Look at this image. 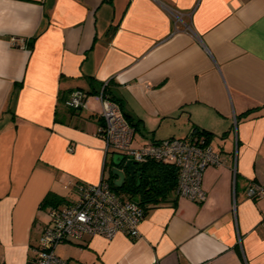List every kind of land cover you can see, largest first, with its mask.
<instances>
[{
    "label": "crops",
    "instance_id": "crops-1",
    "mask_svg": "<svg viewBox=\"0 0 264 264\" xmlns=\"http://www.w3.org/2000/svg\"><path fill=\"white\" fill-rule=\"evenodd\" d=\"M101 82L135 123L133 147L202 131L225 162L206 170L203 203L173 194L148 206L139 239L64 243L59 258L264 264V199L246 195L264 185V0H0V260L35 259L49 194L67 206L74 184L111 176L101 103L65 105Z\"/></svg>",
    "mask_w": 264,
    "mask_h": 264
},
{
    "label": "built area",
    "instance_id": "built-area-1",
    "mask_svg": "<svg viewBox=\"0 0 264 264\" xmlns=\"http://www.w3.org/2000/svg\"><path fill=\"white\" fill-rule=\"evenodd\" d=\"M17 41L12 39V44L16 45ZM106 86L107 83L103 84L101 93L95 96L102 108L98 136L105 143L106 158L112 159L118 154L124 158V165L129 160L139 166L152 160L173 164L179 170L177 196L203 203L207 197L203 176L208 168L222 166L225 157L216 152L206 136L201 134L133 147L134 127L125 117L122 106L104 95ZM89 98L86 91L77 89L65 100V105L75 112L84 111L88 108ZM108 174L105 173L97 184H74L79 198L76 202L50 207V222L41 235L37 256L31 264H68L57 254V248L64 243L82 242L95 236L111 240L119 233L133 239L141 237L140 227L147 214L146 208L124 194L116 193ZM246 191L250 200L264 199V185L252 182ZM0 264L5 263L0 260Z\"/></svg>",
    "mask_w": 264,
    "mask_h": 264
},
{
    "label": "trees",
    "instance_id": "trees-1",
    "mask_svg": "<svg viewBox=\"0 0 264 264\" xmlns=\"http://www.w3.org/2000/svg\"><path fill=\"white\" fill-rule=\"evenodd\" d=\"M107 82H101L96 84L92 90L88 93L90 96H97L102 91V86ZM104 95L109 97L111 100L117 101L120 105V101L115 99L112 91H111V83H107V86L104 90ZM122 106V105H121ZM123 108V107H122ZM123 110V109H122ZM126 115V113H125ZM127 119L129 123L135 127V123H133L132 119L128 116ZM102 119V118H101ZM198 135L206 136L207 140L211 141V136L208 132H197ZM193 136L189 137L192 138ZM157 143V142H156ZM138 172L141 173V177L139 178H131L126 180L125 186L123 188H118L115 186L114 180L115 177L111 174L110 182L112 185V189L117 193H122L127 197H130L131 200H136L140 206L145 207L148 210V206H154L159 204H166L171 197L176 194V190L178 187V177H179V170L178 168L170 163H160L157 161L152 160L147 164L141 165L138 168ZM109 175V174H108ZM139 180V183H138ZM64 199L61 197L51 193L49 194L43 202L45 206H57L59 204L64 203Z\"/></svg>",
    "mask_w": 264,
    "mask_h": 264
},
{
    "label": "water",
    "instance_id": "water-1",
    "mask_svg": "<svg viewBox=\"0 0 264 264\" xmlns=\"http://www.w3.org/2000/svg\"><path fill=\"white\" fill-rule=\"evenodd\" d=\"M112 160H113V168L110 173L115 177L113 184H115L116 187L123 188L125 186L126 180L129 179L128 177L131 178L141 177V173L138 172L137 165L132 161L129 160L124 165L123 157L119 155L114 156ZM124 167L125 169L129 170L128 175L125 174Z\"/></svg>",
    "mask_w": 264,
    "mask_h": 264
},
{
    "label": "rangeland",
    "instance_id": "rangeland-1",
    "mask_svg": "<svg viewBox=\"0 0 264 264\" xmlns=\"http://www.w3.org/2000/svg\"><path fill=\"white\" fill-rule=\"evenodd\" d=\"M137 140H138V139H137ZM108 161H109V165L111 166V164H112L111 160L109 159ZM70 196H71V199L76 200V201L78 200V197H77L78 195H77L76 193H72ZM127 198L129 199L130 197H127ZM69 199H70V198H69ZM129 200H130V199H129ZM136 200H139V198H136ZM136 200H135V201H136Z\"/></svg>",
    "mask_w": 264,
    "mask_h": 264
},
{
    "label": "bare ground",
    "instance_id": "bare-ground-1",
    "mask_svg": "<svg viewBox=\"0 0 264 264\" xmlns=\"http://www.w3.org/2000/svg\"><path fill=\"white\" fill-rule=\"evenodd\" d=\"M124 114H125V112H124ZM125 117H127L126 115H125ZM102 118V117H101ZM116 155H118V154H116ZM120 156V155H119ZM114 157V156H113ZM123 160H124V158H123ZM133 163H135V162H133ZM137 166H139L137 163H135ZM125 170H126V172H125ZM124 172H125V174L126 175H128V173H129V170L128 169H125V167H124Z\"/></svg>",
    "mask_w": 264,
    "mask_h": 264
},
{
    "label": "flooded vegetation",
    "instance_id": "flooded-vegetation-1",
    "mask_svg": "<svg viewBox=\"0 0 264 264\" xmlns=\"http://www.w3.org/2000/svg\"><path fill=\"white\" fill-rule=\"evenodd\" d=\"M125 172H126V170H125ZM127 173V172H126Z\"/></svg>",
    "mask_w": 264,
    "mask_h": 264
}]
</instances>
